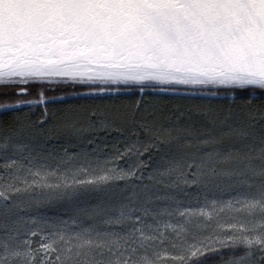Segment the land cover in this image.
<instances>
[{
    "label": "snow or ice",
    "instance_id": "snow-or-ice-1",
    "mask_svg": "<svg viewBox=\"0 0 264 264\" xmlns=\"http://www.w3.org/2000/svg\"><path fill=\"white\" fill-rule=\"evenodd\" d=\"M0 264H264V0H0Z\"/></svg>",
    "mask_w": 264,
    "mask_h": 264
}]
</instances>
